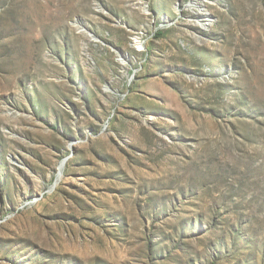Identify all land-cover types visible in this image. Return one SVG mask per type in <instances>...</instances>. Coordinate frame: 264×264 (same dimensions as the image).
Masks as SVG:
<instances>
[{"label":"rangeland","instance_id":"1","mask_svg":"<svg viewBox=\"0 0 264 264\" xmlns=\"http://www.w3.org/2000/svg\"><path fill=\"white\" fill-rule=\"evenodd\" d=\"M0 264H264V0H0Z\"/></svg>","mask_w":264,"mask_h":264},{"label":"bare ground","instance_id":"2","mask_svg":"<svg viewBox=\"0 0 264 264\" xmlns=\"http://www.w3.org/2000/svg\"><path fill=\"white\" fill-rule=\"evenodd\" d=\"M63 167H64V164H62L60 166V169H59V176H58V182L56 184H59V181L61 180V177H62V173H63Z\"/></svg>","mask_w":264,"mask_h":264}]
</instances>
